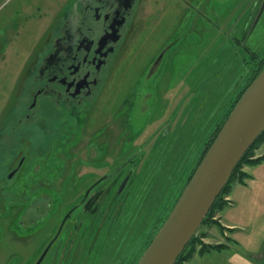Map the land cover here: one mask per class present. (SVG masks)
<instances>
[{
	"label": "rangeland",
	"instance_id": "1",
	"mask_svg": "<svg viewBox=\"0 0 264 264\" xmlns=\"http://www.w3.org/2000/svg\"><path fill=\"white\" fill-rule=\"evenodd\" d=\"M70 2L0 0V150L12 137L7 123H2L13 114L17 90ZM150 22L155 28L149 35ZM134 27L137 31L129 36L86 129L96 132L100 124H107L106 139L112 145L123 135L117 146L120 156L107 157L103 166L124 163L122 180L128 181L122 190L119 181L105 187L99 205H92L86 215L85 236L70 246L68 259L61 253L54 264H136L177 202L207 141L264 57V0H143ZM164 43L173 44L160 68L150 74L148 60ZM118 126L123 127L120 136ZM129 136L138 140L131 142ZM35 137L37 149L43 139ZM259 146L255 156L263 155ZM77 151L87 156L83 148ZM43 156L33 157L19 178L0 190V264L22 261L21 253L25 259L35 242L16 236L24 230L16 227L13 216L33 203L38 193H47L51 205H39L42 217L34 227L41 228L35 238H45L43 230H52V223L47 225L57 212L61 193L74 180L70 164L61 157L54 161L51 154ZM79 185L74 181L80 188L69 200L86 186ZM226 199L232 200L229 194ZM33 207H28V215ZM250 207L230 209L244 219L243 230L223 224L221 209L215 217L225 230L217 224L201 225L205 242L229 245L211 250L203 264H264V205ZM82 231L76 230L74 239Z\"/></svg>",
	"mask_w": 264,
	"mask_h": 264
},
{
	"label": "flooded vegetation",
	"instance_id": "2",
	"mask_svg": "<svg viewBox=\"0 0 264 264\" xmlns=\"http://www.w3.org/2000/svg\"><path fill=\"white\" fill-rule=\"evenodd\" d=\"M142 2L143 0H71L62 12L60 21L54 25L48 42L42 49V56L34 61L33 71L25 76L23 85L17 90L16 100L11 107L13 114L2 123L3 126L7 125L12 137L0 150V172L4 171L0 173V190L19 178L33 157H44L43 154H51L54 161L61 157L67 166L70 164V178L74 180L61 193L57 212L47 225L49 227L52 223V230H43L48 235L45 238H35L41 228L34 227L42 217L38 212L39 205H46L47 208L51 205L47 193H38L31 203L34 207L29 215L27 211L30 203L20 214L13 216L16 227L24 230L23 235L15 232L16 236L26 242L35 241L25 259L19 252L22 261L15 264H54L61 253L64 258L69 257L70 246H75L78 238L85 236L82 235L88 230L85 225L86 215L91 212L92 205H99L105 187L113 182L114 186L119 181L122 190L128 181L122 180L124 163L116 165L115 162L110 168L103 166L107 157L120 156L117 146L123 142V127L119 129V124L115 130L121 135V139L113 141V145L106 139L107 124H100L96 132H88L86 129L92 110L106 91L112 69L127 47L129 36L137 31L134 22ZM151 25H154L153 22L148 25L149 35L155 28ZM172 44L164 43L148 60V73L160 68L162 59ZM36 135L43 139L37 146L38 150L33 146ZM131 140L135 142L138 139ZM78 147L83 148L87 155L85 158L79 155ZM111 147H115L114 155L110 154ZM60 148L64 150L59 151ZM65 153L68 157L66 160ZM62 168L66 170L64 165ZM91 175H94L93 179ZM76 180H79L81 186L84 183L86 186L76 199L69 200L74 189L79 191L80 187L74 186ZM75 211L79 212L77 219L73 218ZM25 213L27 214L24 215ZM82 229V234L74 239V232Z\"/></svg>",
	"mask_w": 264,
	"mask_h": 264
},
{
	"label": "water",
	"instance_id": "3",
	"mask_svg": "<svg viewBox=\"0 0 264 264\" xmlns=\"http://www.w3.org/2000/svg\"><path fill=\"white\" fill-rule=\"evenodd\" d=\"M264 132V68L206 149L177 202L136 264H175L248 149Z\"/></svg>",
	"mask_w": 264,
	"mask_h": 264
},
{
	"label": "trees",
	"instance_id": "4",
	"mask_svg": "<svg viewBox=\"0 0 264 264\" xmlns=\"http://www.w3.org/2000/svg\"><path fill=\"white\" fill-rule=\"evenodd\" d=\"M264 68V57L259 58L257 65L254 69V72H252L251 76L248 79V83L246 84V86L241 90V92L239 93V95L237 96V98L232 102V104L230 105V107L228 108V111L226 113L225 119L227 118V116L229 115L230 111L232 110L234 104L237 102V100L239 99V97L242 95L243 91L246 89V87L249 85V83L254 79V77ZM223 122L225 121L224 119L222 120ZM223 123L220 122L217 125V128L215 129V131L213 132L212 136L210 137V139L207 141L205 148L203 149L198 161L196 162V164L194 165V167L192 168L185 185L187 184L188 180L190 179L193 171L195 170L196 166L198 165V163L200 162V160L202 159V156L204 155L206 149L208 148V146L211 144V142L213 141V139L215 138V136L217 135L218 131H219V126L222 125ZM264 140V132L258 137V139L256 140V142L248 149V151L246 152V154L244 155V157L242 158V160L240 161V163L238 164V166L235 168L231 178L229 179L228 183L225 185L223 191L221 192V194L218 196V198L216 199L214 205L212 206L210 212L207 214V216L205 217L202 225L204 223H211V224H217L221 227V229L225 230V227L223 224L220 223V221L218 220V218L215 217L216 212L218 209H222L225 205L229 204V199H226V195H228L232 188L236 185V184H245L246 183V179H248L250 177V174L245 171L243 169V166L245 164H257L260 162L264 161V154L260 155V156H255V148L261 144ZM185 185L181 188V191L183 190V188L185 187ZM177 201V200H176ZM172 209V208H171ZM169 214V213H168ZM168 214L162 218V223L165 221V219L167 218ZM200 229V228H199ZM205 235V233H204ZM203 233L201 232V234L199 233V230L197 231V233L194 235V237L190 240V242L188 243V245L185 247L184 251L179 255L177 261L175 264H186V262L188 260H190L195 254H203V253H207L210 252L211 250H218V251H222L226 248H228V244L224 243V242H220V243H215V244H211V243H207L203 240ZM150 243V241H149Z\"/></svg>",
	"mask_w": 264,
	"mask_h": 264
},
{
	"label": "crops",
	"instance_id": "5",
	"mask_svg": "<svg viewBox=\"0 0 264 264\" xmlns=\"http://www.w3.org/2000/svg\"><path fill=\"white\" fill-rule=\"evenodd\" d=\"M259 150L264 154V140L259 146ZM246 171L250 174V177L246 179L245 184L235 185L234 188L229 193L232 199L228 205V208H222L219 211V217L225 218L223 224L228 225L230 228L243 230L244 219L238 217L233 211L230 213V209L234 206L238 208V211H242L252 205L258 206L264 205V161L257 164H245ZM238 186H241L238 188ZM237 188L240 189L237 192ZM229 210V213L226 212ZM241 227V228H240ZM229 232V231H228ZM207 239V237H205ZM229 247V246H228ZM227 249V248H226ZM215 251V250H214ZM213 251L207 252L205 254H195L186 264H203L206 261V255L211 254Z\"/></svg>",
	"mask_w": 264,
	"mask_h": 264
}]
</instances>
